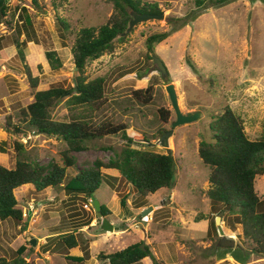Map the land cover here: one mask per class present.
<instances>
[{
	"label": "rangeland",
	"instance_id": "374dc122",
	"mask_svg": "<svg viewBox=\"0 0 264 264\" xmlns=\"http://www.w3.org/2000/svg\"><path fill=\"white\" fill-rule=\"evenodd\" d=\"M149 1H156L165 17L137 24L124 42L116 44L113 53L87 65L89 79L106 78L105 107L76 108L65 98L53 115L58 121L85 118L95 124L110 121L127 125L128 135L142 147L151 143L156 152L172 153L176 160L175 186L143 196L119 171L103 169L118 178L114 187L104 183L95 193L113 213L109 221L114 231H106L92 199L86 195L63 188L37 192L33 185H26L15 195L28 227L12 219H0V257L11 260L23 251L22 256L35 264H110L99 255L145 240L164 264H241L231 255L218 258L219 242L226 237L235 241L233 248L251 252L245 264H264V257L252 253L253 244L245 238L242 225L237 224L234 230L227 222L231 216L225 209L221 216L214 212L209 196L210 171L199 155L200 142L211 137V115L222 113L226 106L244 119L251 139L264 135V0H233L205 11L197 8L194 0ZM8 3L9 13L0 24V161L15 168L19 158L15 145L21 142L26 159L45 166L64 165L62 152L67 146L63 140L47 134H13L4 123L9 118L18 122L20 111L34 101L37 91L74 86L76 34L83 27L105 24L113 14V5L108 0H38V7L32 0ZM23 7L32 19L29 30L22 24ZM194 14H198L194 21L155 45L153 53L148 51L146 41L150 35L170 31L173 24L179 25ZM58 18L69 28H63ZM18 26L23 28L20 40L26 60L18 56L14 43ZM49 51L58 53L61 68L51 67ZM154 54L166 63L168 78L158 70ZM26 66L39 79L36 89L29 83ZM172 83L182 112L200 113L198 120L174 126L177 115L167 91ZM149 87L154 96L151 103L135 98V91ZM160 109L169 111L167 122L161 119ZM166 132L171 135L163 144ZM126 144L121 135L88 142V150L74 153L78 163L68 169L67 180L77 174L78 167L115 159ZM256 189L264 196V174L257 177ZM122 197L126 198V208L121 204ZM147 209L150 212L143 215ZM199 215L206 219L196 222ZM219 218L223 235L217 224ZM212 221L217 231L211 228ZM80 223L85 225L80 227ZM67 232L76 236L78 247L68 249L63 244L62 235ZM141 264L154 263L147 257Z\"/></svg>",
	"mask_w": 264,
	"mask_h": 264
},
{
	"label": "trees",
	"instance_id": "16d2710c",
	"mask_svg": "<svg viewBox=\"0 0 264 264\" xmlns=\"http://www.w3.org/2000/svg\"><path fill=\"white\" fill-rule=\"evenodd\" d=\"M112 3L114 11L109 20L100 27H83L76 34L73 46V59L77 68L76 85L66 89L53 87L48 90L37 91L34 101L20 111L18 122L11 118L4 123L10 133L47 134L58 137L66 144L62 152L64 165L54 163L51 166L34 163L25 158L24 145L16 143L19 152L15 168H9L0 161V219L23 223L27 229L23 208L15 195L17 189L26 185H33L37 192L54 188L68 191L69 193L84 194L92 198L104 183L115 186L117 177L108 175L103 169H114L131 183L132 187L143 196L155 194L161 189H172L176 180V160L172 153H159L152 150L153 144L147 143L142 147L136 139L128 135L127 125L115 124L105 121L95 124L93 121L78 118L70 121H58L53 115L54 109L67 98V104L72 107H87L91 110H100L108 103L106 94V78L99 76L89 79L86 68L89 62L98 60L108 53H113L116 44L124 42V35L132 19L131 11L139 14L161 15L162 9L156 1L149 0H108ZM233 0H194L197 8L205 11L212 7L222 6ZM38 7V0H32ZM8 0H0V24L9 13ZM198 14H194L174 25L170 31L154 33L147 38V49L150 53L155 50V45L169 38L178 29L191 21ZM22 24L26 30L32 27V19L26 7L22 8ZM60 25L68 29L69 24L58 18ZM18 36L14 38L18 49V56L26 60L24 43L20 40L23 28L18 26ZM49 64L54 70L61 68L62 61L56 51L47 52ZM29 83L33 89L39 86V79L33 69L26 66ZM136 99L144 103L153 101V89L134 92ZM161 119L168 121L169 111L160 109ZM211 137L203 140L199 145V155L205 166L209 168V180L212 184L209 196L214 212L218 215L224 209L231 216L227 222L231 228L236 229L237 224L243 227L245 238L253 244L252 253L264 257V196L257 189V177L264 174V135L253 140L245 129L244 119L231 107L226 106L222 113L211 115ZM162 131V130H161ZM165 132V129L162 131ZM110 135H121L127 144L115 159L105 163L96 160L92 167H78L77 174L67 180L68 169L78 163L74 153L88 150V142L102 139ZM68 181V182H67ZM123 208L127 207L125 197H122ZM105 217L111 219L112 211L102 204ZM233 215V216H232ZM203 215L196 217V222L205 220ZM80 223L78 226H83ZM88 225V224H87ZM211 228L217 231L215 221ZM63 244L68 249L79 246L76 236L67 232L62 235ZM23 252V251H22ZM22 252L11 260L0 257V264H35L28 262ZM218 258L224 259L231 255L236 261L245 264L251 258V252L241 247H218ZM100 259L109 260L110 264H141L147 257L153 259L154 264H164L152 250V244L145 240L139 241L128 247L111 254H100ZM73 260H83L69 257Z\"/></svg>",
	"mask_w": 264,
	"mask_h": 264
},
{
	"label": "water",
	"instance_id": "95a60500",
	"mask_svg": "<svg viewBox=\"0 0 264 264\" xmlns=\"http://www.w3.org/2000/svg\"><path fill=\"white\" fill-rule=\"evenodd\" d=\"M131 15H132V19L124 35L128 34L137 24L141 22L149 21L152 19H163L165 17L164 14H161V15L139 14L135 11H131ZM153 59H154L155 64L157 65L158 70L162 73L163 77L168 78L170 76V72H169V69L166 63L163 61V59L155 54L153 55ZM75 71H77V68H75ZM75 85H76V79H75ZM167 91L170 95V99L173 103V107L177 115V120L174 123V126L191 123L200 118L201 116L200 113H195L193 115H186L182 112L180 104H179V100H178V95L175 90V85L173 83L167 86ZM170 135H171V132L165 133L164 137L161 140L163 144L166 142L165 139H167V137H169ZM92 201H93V205L96 209L98 217L103 219L102 229L106 231H114V226L111 224L109 219L103 215L101 202L95 197V194L92 195ZM149 212L150 210L147 209L146 211H143V215H147ZM220 222L221 220L219 218V220L217 221V224L219 225ZM219 232L221 235L224 234V231L221 225H219ZM32 243L35 245L36 241L34 240ZM219 245L224 248H233L235 247L236 243L235 241H231L227 239L226 237H224L219 242Z\"/></svg>",
	"mask_w": 264,
	"mask_h": 264
},
{
	"label": "clouds",
	"instance_id": "9594fccd",
	"mask_svg": "<svg viewBox=\"0 0 264 264\" xmlns=\"http://www.w3.org/2000/svg\"><path fill=\"white\" fill-rule=\"evenodd\" d=\"M92 199V198H91Z\"/></svg>",
	"mask_w": 264,
	"mask_h": 264
},
{
	"label": "crops",
	"instance_id": "0c3cea01",
	"mask_svg": "<svg viewBox=\"0 0 264 264\" xmlns=\"http://www.w3.org/2000/svg\"><path fill=\"white\" fill-rule=\"evenodd\" d=\"M101 202V201H100Z\"/></svg>",
	"mask_w": 264,
	"mask_h": 264
}]
</instances>
